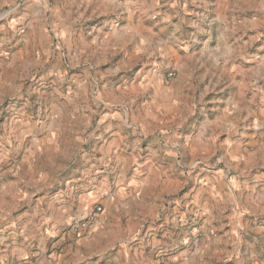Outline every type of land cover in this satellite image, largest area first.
I'll return each mask as SVG.
<instances>
[{
	"label": "rangeland",
	"instance_id": "obj_1",
	"mask_svg": "<svg viewBox=\"0 0 264 264\" xmlns=\"http://www.w3.org/2000/svg\"><path fill=\"white\" fill-rule=\"evenodd\" d=\"M176 1L149 4L148 14L137 12L135 39L143 52L129 37L127 50L108 54L99 46L101 38L125 23L113 15H86L92 7L86 0H0V186L8 190L0 204V264H74L67 245L94 225L71 228L88 214L79 212V196L90 200L92 211L101 207L98 214L104 213L100 199L90 194L100 180L94 164L101 115L126 109L138 116L157 109L163 87L179 97L181 108L174 110L185 117L183 130L190 137L181 142L172 165L181 184L175 194L159 186L156 203L153 195L148 198L146 214L136 212L138 204L129 213L114 210L108 221L115 228L113 241L129 247L130 264H174L172 242L182 227L187 264H206L201 257L207 264H264V217L248 216L247 227L238 226L234 214L240 208L228 199L210 231L188 197L182 199L210 174L224 178L230 199L234 194L226 186L244 198L264 182L256 179L264 177L258 148L264 140L261 0ZM229 97L240 98L245 108L230 132L217 133L211 126L218 110L213 103ZM24 122H30V132L17 137ZM52 125L49 137L44 128ZM159 130L150 137L162 139ZM237 142L251 159L245 162L232 151ZM175 207L181 217L174 224ZM215 236L226 240L220 254L213 253ZM154 237L165 242L162 250L159 241L152 247ZM143 244L138 261L134 249ZM205 245L211 248L203 256ZM227 252L234 255L225 257Z\"/></svg>",
	"mask_w": 264,
	"mask_h": 264
},
{
	"label": "crops",
	"instance_id": "obj_2",
	"mask_svg": "<svg viewBox=\"0 0 264 264\" xmlns=\"http://www.w3.org/2000/svg\"><path fill=\"white\" fill-rule=\"evenodd\" d=\"M86 1L87 5L92 6L90 7V11L86 12V15H95L98 13L113 15L121 18V21L125 23L119 29L115 28L105 32V35L101 38L99 46H101L103 52L108 54L116 53L118 48L124 51L129 48V37L135 39V34L138 32L135 25V22H140V20L137 19L140 18V15H137L138 11L142 14H148L147 5L153 4L161 6L164 2H171V0ZM176 2L175 0V3ZM260 4L263 10H261L260 21H264V0H261ZM167 14L169 13L167 12ZM141 37L142 36H140V38ZM137 43L138 41L135 39L138 53L143 52V48L137 46ZM147 72L149 73L150 71ZM149 81L151 84L154 79L150 78ZM170 89L171 88L168 87L161 88L159 99L155 101L157 109H144L138 116H136L134 111L129 112L126 109L121 112L109 111L101 115V126L98 127L99 132L95 145L98 149V157L94 164L96 166V172L94 174L98 175L97 178L99 177L100 180L94 186L90 194H94L97 199H100V203L104 207V213L97 215L93 229L90 230L86 236L84 235L83 237L71 240L70 233H68V239L71 240V243L67 245L69 248L66 254L69 255V257H73L74 264H108L109 262H112V264H130L129 247L126 246L125 243L116 244L112 239L116 233L114 227H109V225H112V223L108 222L111 213L114 210L117 212L123 211L129 213L132 207L138 204L140 209L136 212L146 214L145 205L148 204V198L151 199L153 195V200L156 203L158 197L154 194L159 186L165 191V194H175L179 189L181 184V179L179 177L180 171L177 172L178 177H175V172L172 171V165L174 164L173 161L175 159L176 150L181 147V142L183 140L187 141L190 137L185 134V130H183V125L186 123L183 120L185 117L183 118L182 114L177 111L176 113L174 110L175 106H177L178 109L181 108L182 103L180 104V100L175 99V97L178 96L170 92ZM226 99V102L219 105H217L216 102L213 103V108H218V110L212 117L211 126L213 127L212 130L217 133L230 132L233 127L236 126V122L240 117L239 113L245 108L240 98L229 97ZM29 124L30 122H24L22 125H19V128L15 131L16 136H21L22 138L26 132H30L28 128ZM43 124L45 125L46 122H42V125ZM53 127V125L50 126L49 129L45 127L44 130H47L44 131V134L50 137L53 133ZM236 128H238L237 133H240V125H237ZM156 129H160L158 133L159 135L161 133L162 139H157L155 136L150 137V134L156 131ZM205 132L209 133L207 130H205ZM195 139L196 136L191 140L193 147L197 146ZM234 142H236V140ZM238 143L239 142L232 146V151L234 152L235 150L237 157L240 156L246 162L248 158H252V155L247 149L243 148V144ZM143 148L145 149L144 152ZM258 148L261 152L263 151L261 154H264V140L260 142V147ZM156 164H158V166ZM171 173H174L173 177ZM262 175L256 176L257 181L259 179L264 181ZM97 178H95L94 181H96ZM204 178L206 182L203 181L201 185L194 186L190 189L189 193H186V195L182 197V199L188 197L186 199L188 204H193L196 211V218L203 222V228L207 227L206 224L209 225L207 228H210V231H214V229L217 228L213 222L216 220L215 217L222 208H228V199L229 202H231L232 208H240L239 211L234 214L237 215V218H240L238 226H242L243 228L247 227V225L244 224V220H248V216L258 213L259 217H264V182L254 185L251 191L245 193L244 198L241 196L235 197L236 193L234 190L226 186V189L234 194L230 199L227 198V195H224L225 184L224 178L221 175L215 173L206 175ZM7 193L8 190L0 186V204L1 201L3 202V199L7 198ZM83 196L85 195L79 196L78 207L80 208L78 210L80 213L87 212L89 214L93 209L90 200ZM178 211L179 208L175 207L173 212L175 216L172 220L174 224L177 219L181 217ZM3 214L2 212L1 216H3ZM235 224L236 222L232 223L231 221L230 225L234 227ZM176 226L179 227L178 224H176ZM256 228L261 227L256 226ZM183 229L184 228L181 227V231L178 232L176 239H173L172 242L173 249L175 250L173 258L176 260L174 264H187L185 262L188 261L187 259L185 260L187 249H182V244H184L183 240H185L184 233L183 236L181 235ZM91 231L93 232L91 233ZM65 236L66 234L63 236L62 240L65 239ZM216 236L218 237V235ZM216 236L214 237V245H212L213 253L220 254L224 251L223 246L220 244L226 240L223 238L218 239ZM158 241L162 244L158 250H162L165 242H161L155 237L152 247H155ZM227 243L228 240L226 244ZM145 246L146 245L143 244L140 251L138 250L140 247L134 249L138 261H140V258L144 257L143 248ZM208 248L211 247L205 245L202 251L197 249L194 254L201 251L204 256ZM262 251L264 253V249H262ZM152 252H155V250H151V253ZM233 255V252L231 254L227 252L225 257ZM253 255L256 258V254ZM146 258L150 260L149 255H147ZM152 259L153 258H151V260ZM219 259H223V257H219ZM201 260L205 261L207 264V260H204L203 257H201ZM65 261L67 262V260ZM48 262L49 263L46 264H56V260H48Z\"/></svg>",
	"mask_w": 264,
	"mask_h": 264
},
{
	"label": "built area",
	"instance_id": "obj_3",
	"mask_svg": "<svg viewBox=\"0 0 264 264\" xmlns=\"http://www.w3.org/2000/svg\"><path fill=\"white\" fill-rule=\"evenodd\" d=\"M102 208L98 207L96 211L90 212L86 217L76 219L71 223V228L76 231V230H83V229H88L92 225L93 222H95L97 218V214L99 211H101Z\"/></svg>",
	"mask_w": 264,
	"mask_h": 264
}]
</instances>
